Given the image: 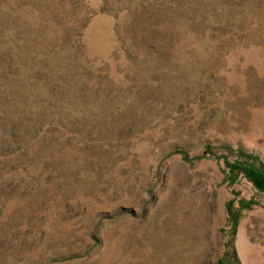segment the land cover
<instances>
[{"label":"rangeland","instance_id":"rangeland-1","mask_svg":"<svg viewBox=\"0 0 264 264\" xmlns=\"http://www.w3.org/2000/svg\"><path fill=\"white\" fill-rule=\"evenodd\" d=\"M249 157L264 0H0V264H264Z\"/></svg>","mask_w":264,"mask_h":264},{"label":"trees","instance_id":"trees-1","mask_svg":"<svg viewBox=\"0 0 264 264\" xmlns=\"http://www.w3.org/2000/svg\"><path fill=\"white\" fill-rule=\"evenodd\" d=\"M179 153V152H176ZM223 164L227 170L230 172H235L237 174H242L248 181L252 184V186L260 193L264 194V168L257 166L253 159L247 158L246 162L236 165V164H231L227 160H223ZM256 205V201H248L246 203L247 207H234L232 205H228L227 207V213H228V218H227V226L229 230L232 232H235L236 230V225H237V220L238 216H240L241 212L244 210H247L249 208H252L253 206ZM234 255V251H232ZM234 262L235 264H239L238 260L236 259L235 255ZM218 264H227V260L223 257L218 260Z\"/></svg>","mask_w":264,"mask_h":264}]
</instances>
